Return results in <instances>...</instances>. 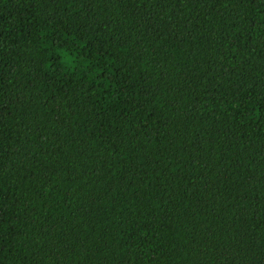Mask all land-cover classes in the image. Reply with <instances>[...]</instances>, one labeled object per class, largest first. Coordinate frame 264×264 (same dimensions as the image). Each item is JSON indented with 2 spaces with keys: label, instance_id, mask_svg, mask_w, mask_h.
I'll return each mask as SVG.
<instances>
[{
  "label": "trees",
  "instance_id": "obj_1",
  "mask_svg": "<svg viewBox=\"0 0 264 264\" xmlns=\"http://www.w3.org/2000/svg\"><path fill=\"white\" fill-rule=\"evenodd\" d=\"M0 264H264V0H0Z\"/></svg>",
  "mask_w": 264,
  "mask_h": 264
}]
</instances>
